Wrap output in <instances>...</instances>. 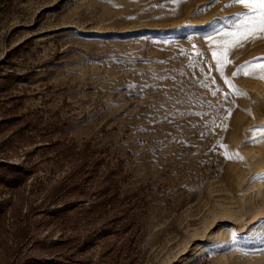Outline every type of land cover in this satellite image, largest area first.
Wrapping results in <instances>:
<instances>
[{
    "label": "rangeland",
    "instance_id": "obj_1",
    "mask_svg": "<svg viewBox=\"0 0 264 264\" xmlns=\"http://www.w3.org/2000/svg\"><path fill=\"white\" fill-rule=\"evenodd\" d=\"M245 11L0 0V264H264V37L227 35Z\"/></svg>",
    "mask_w": 264,
    "mask_h": 264
},
{
    "label": "snow or ice",
    "instance_id": "obj_2",
    "mask_svg": "<svg viewBox=\"0 0 264 264\" xmlns=\"http://www.w3.org/2000/svg\"><path fill=\"white\" fill-rule=\"evenodd\" d=\"M232 2L243 5L247 11L241 14L242 19L239 21L236 30L227 34L232 38L230 43L236 44L245 40L264 37V0H232ZM220 58L227 60L224 52L220 53ZM258 78H264V66H261Z\"/></svg>",
    "mask_w": 264,
    "mask_h": 264
},
{
    "label": "bare ground",
    "instance_id": "obj_3",
    "mask_svg": "<svg viewBox=\"0 0 264 264\" xmlns=\"http://www.w3.org/2000/svg\"><path fill=\"white\" fill-rule=\"evenodd\" d=\"M199 255V253H196V256H198ZM195 257V256H194ZM178 264H182V263H178Z\"/></svg>",
    "mask_w": 264,
    "mask_h": 264
}]
</instances>
